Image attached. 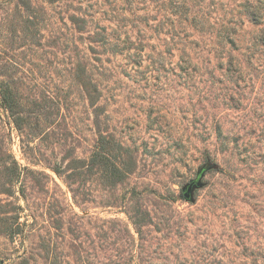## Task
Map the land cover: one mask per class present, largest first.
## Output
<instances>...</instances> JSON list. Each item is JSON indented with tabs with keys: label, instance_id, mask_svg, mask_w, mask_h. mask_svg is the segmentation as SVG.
<instances>
[{
	"label": "rangeland",
	"instance_id": "1",
	"mask_svg": "<svg viewBox=\"0 0 264 264\" xmlns=\"http://www.w3.org/2000/svg\"><path fill=\"white\" fill-rule=\"evenodd\" d=\"M0 264H264V0H0Z\"/></svg>",
	"mask_w": 264,
	"mask_h": 264
},
{
	"label": "water",
	"instance_id": "2",
	"mask_svg": "<svg viewBox=\"0 0 264 264\" xmlns=\"http://www.w3.org/2000/svg\"><path fill=\"white\" fill-rule=\"evenodd\" d=\"M196 187H200V184L198 181H193L190 184H188L185 188H183L184 191V198L186 200H190L192 196V192Z\"/></svg>",
	"mask_w": 264,
	"mask_h": 264
}]
</instances>
